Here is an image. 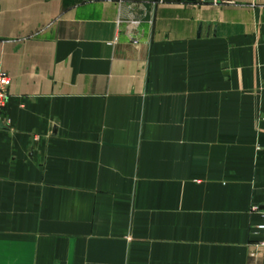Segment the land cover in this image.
<instances>
[{"label":"crops","instance_id":"0c3cea01","mask_svg":"<svg viewBox=\"0 0 264 264\" xmlns=\"http://www.w3.org/2000/svg\"><path fill=\"white\" fill-rule=\"evenodd\" d=\"M0 264H264V0H0Z\"/></svg>","mask_w":264,"mask_h":264},{"label":"built area","instance_id":"2783aa9c","mask_svg":"<svg viewBox=\"0 0 264 264\" xmlns=\"http://www.w3.org/2000/svg\"><path fill=\"white\" fill-rule=\"evenodd\" d=\"M10 77L0 69V124H4L3 112L6 107L8 99V89L10 86ZM252 213H255L259 217V222L255 227V233L259 236V241L256 247L264 251V206L259 208L258 206L252 207Z\"/></svg>","mask_w":264,"mask_h":264},{"label":"snow or ice","instance_id":"6c2138e0","mask_svg":"<svg viewBox=\"0 0 264 264\" xmlns=\"http://www.w3.org/2000/svg\"><path fill=\"white\" fill-rule=\"evenodd\" d=\"M4 246V241H3V238H0V249H2Z\"/></svg>","mask_w":264,"mask_h":264},{"label":"rangeland","instance_id":"374dc122","mask_svg":"<svg viewBox=\"0 0 264 264\" xmlns=\"http://www.w3.org/2000/svg\"><path fill=\"white\" fill-rule=\"evenodd\" d=\"M1 69V68H0ZM2 70V69H1ZM3 71V70H2ZM4 72V71H3ZM4 118V117H3ZM4 121H5V119H4ZM4 124H6V121L4 122Z\"/></svg>","mask_w":264,"mask_h":264}]
</instances>
